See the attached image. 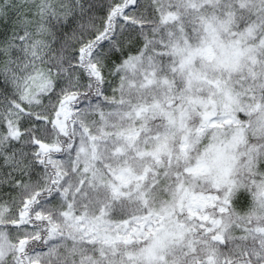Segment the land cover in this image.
<instances>
[{"label":"snow or ice","instance_id":"snow-or-ice-1","mask_svg":"<svg viewBox=\"0 0 264 264\" xmlns=\"http://www.w3.org/2000/svg\"><path fill=\"white\" fill-rule=\"evenodd\" d=\"M0 264H264V0H0Z\"/></svg>","mask_w":264,"mask_h":264}]
</instances>
